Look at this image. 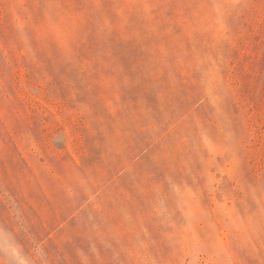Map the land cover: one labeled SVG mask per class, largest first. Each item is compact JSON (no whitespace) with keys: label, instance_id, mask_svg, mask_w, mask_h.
<instances>
[{"label":"rangeland","instance_id":"rangeland-1","mask_svg":"<svg viewBox=\"0 0 264 264\" xmlns=\"http://www.w3.org/2000/svg\"><path fill=\"white\" fill-rule=\"evenodd\" d=\"M0 264H264V0H0Z\"/></svg>","mask_w":264,"mask_h":264}]
</instances>
